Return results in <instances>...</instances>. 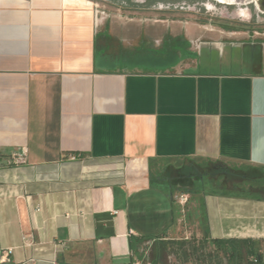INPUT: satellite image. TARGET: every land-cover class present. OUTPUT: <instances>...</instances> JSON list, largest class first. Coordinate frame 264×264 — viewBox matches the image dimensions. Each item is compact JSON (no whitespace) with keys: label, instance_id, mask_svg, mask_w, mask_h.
<instances>
[{"label":"crops","instance_id":"obj_1","mask_svg":"<svg viewBox=\"0 0 264 264\" xmlns=\"http://www.w3.org/2000/svg\"><path fill=\"white\" fill-rule=\"evenodd\" d=\"M224 22L0 0V264H129L132 243L205 234L251 240L264 263V180L207 192L194 175L264 179V33Z\"/></svg>","mask_w":264,"mask_h":264},{"label":"trees","instance_id":"obj_2","mask_svg":"<svg viewBox=\"0 0 264 264\" xmlns=\"http://www.w3.org/2000/svg\"><path fill=\"white\" fill-rule=\"evenodd\" d=\"M228 170L234 171L229 168ZM261 172L263 175L264 171ZM163 177L165 180L162 181L183 193L193 191L192 180L180 170L164 171ZM220 185L218 190L213 191L226 193L228 189L225 182ZM136 242L142 244L148 241L140 239ZM135 246L137 245L132 243V258L129 264H208L207 259L213 256L220 264H264L255 242L251 240L210 239L205 234L200 240L156 239L146 251L141 252Z\"/></svg>","mask_w":264,"mask_h":264},{"label":"flooded vegetation","instance_id":"obj_3","mask_svg":"<svg viewBox=\"0 0 264 264\" xmlns=\"http://www.w3.org/2000/svg\"><path fill=\"white\" fill-rule=\"evenodd\" d=\"M100 2H118L126 5L128 0H97ZM144 6H149L155 12L195 15L204 18H214L213 15H224L228 9L240 12L246 21V30L253 23L264 24V0H137Z\"/></svg>","mask_w":264,"mask_h":264},{"label":"rangeland","instance_id":"obj_4","mask_svg":"<svg viewBox=\"0 0 264 264\" xmlns=\"http://www.w3.org/2000/svg\"><path fill=\"white\" fill-rule=\"evenodd\" d=\"M213 19L217 23H226L224 21H228L227 24L230 25L231 27H234L236 29H243L246 30V21L245 19L241 16L240 12L234 9H228L227 8V13L224 15H213ZM250 31L251 32H256L263 34L264 33V24L258 22V23H253L250 25ZM233 169V168H229ZM234 171H229L228 167H222V166H215V165H206L205 167L203 166L201 171L199 172H194V175L197 176V178L202 179L203 181V186L207 192H211L213 190H218L220 188V184L222 182H225L226 184V189H230L235 184H241L243 180H252V179H257V180H264L261 177H258L255 173H252L251 171L248 170H243V169H233ZM183 196L178 195L176 198L178 201L181 200ZM186 201L183 203L185 206L188 203V197H185ZM203 235H191L187 239L190 238H195L197 240H200ZM149 248V247H148ZM147 248V249H148ZM146 249V250H147ZM208 264H220L218 262V259H216L214 256L211 258L207 259ZM222 264H225L223 262Z\"/></svg>","mask_w":264,"mask_h":264},{"label":"built area","instance_id":"obj_5","mask_svg":"<svg viewBox=\"0 0 264 264\" xmlns=\"http://www.w3.org/2000/svg\"><path fill=\"white\" fill-rule=\"evenodd\" d=\"M94 13H95L96 16H98V15L105 16L106 15L104 9L98 10L96 8ZM12 162L15 163V164L22 165V164H25V158H24L23 155L13 156ZM185 201H186V198L183 196L179 202L181 204H183V203H185ZM135 264H138V263H135Z\"/></svg>","mask_w":264,"mask_h":264}]
</instances>
